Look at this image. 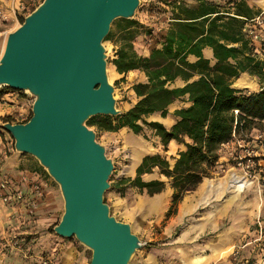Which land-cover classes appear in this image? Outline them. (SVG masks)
Here are the masks:
<instances>
[{"label": "rangeland", "instance_id": "obj_1", "mask_svg": "<svg viewBox=\"0 0 264 264\" xmlns=\"http://www.w3.org/2000/svg\"><path fill=\"white\" fill-rule=\"evenodd\" d=\"M10 1L0 0V57L7 35L33 11L13 13L14 4ZM169 1L172 0H140L132 20L150 31L157 28L163 31L171 17ZM179 1L188 6L196 5V0ZM212 1L222 6L227 2ZM121 24L118 19L112 23L109 32L112 38L103 45L108 56L107 73L114 86L116 109L124 112L125 102L128 101V107L131 103L120 85L122 78H116L111 63L115 50L123 43L124 35L119 31ZM144 31L141 29L142 33ZM32 103L33 99L23 91L0 86V125L5 120L11 124L28 120ZM91 129L96 133V140L104 145L107 157L114 162L104 202L110 207L111 215L128 223L142 243L129 264H264V184L261 180H253L246 189L233 187L232 176H236L224 150L209 177L184 195L176 214L166 218L172 190L170 181L157 171L143 179L164 181L160 195L149 197L137 189H123L118 183L133 178L146 155L159 154L172 165L182 146L168 145L164 149L154 133L147 129L139 135L128 129L112 134ZM254 130L264 131V121L247 124L241 130V138L250 139L248 135ZM14 156L29 161L34 159L16 153L12 138L0 128V264H89L90 250L74 238L64 239L53 232L63 214V200L57 184L43 170L41 177L45 175L43 180H47L51 188L53 202L51 210H40L45 198L43 180L32 181L26 173L13 176L3 170L4 164ZM259 159L260 166L256 164L252 169L258 179L264 177V156L255 157L256 163ZM18 209L21 214L17 213Z\"/></svg>", "mask_w": 264, "mask_h": 264}, {"label": "water", "instance_id": "obj_2", "mask_svg": "<svg viewBox=\"0 0 264 264\" xmlns=\"http://www.w3.org/2000/svg\"><path fill=\"white\" fill-rule=\"evenodd\" d=\"M140 0H42L6 37L0 86L33 99L25 123H2L14 151L33 157L57 184L63 214L55 235L91 251L89 264H129L142 246L104 202L114 162L86 125L117 117L103 45L112 23L131 20Z\"/></svg>", "mask_w": 264, "mask_h": 264}, {"label": "trees", "instance_id": "obj_3", "mask_svg": "<svg viewBox=\"0 0 264 264\" xmlns=\"http://www.w3.org/2000/svg\"><path fill=\"white\" fill-rule=\"evenodd\" d=\"M167 6L171 17L161 46L152 49L147 57L135 53L133 41L141 29L148 36L152 31L132 19H118L124 37L111 63L118 74L139 70L146 82L132 86L137 100L130 109L117 117H92L86 125L109 133L126 128L134 135L147 129L164 149L171 141L182 146L172 165L159 154L146 155L135 176L118 183L123 189H137L152 197L163 192L165 183L160 179L146 181L143 176L157 171L170 181L172 194L166 214L169 218L176 214L184 195L194 191L217 166V151L231 140L234 127L237 132L254 121H264V88L244 94L232 87V80L243 73L264 80V61L243 34L246 20L257 14L244 0L227 1L225 6L212 0H196L195 6L172 0ZM111 38L109 33L105 41ZM206 48L212 51L213 63L203 56ZM189 57L195 60L190 62ZM176 80L182 81L183 86H173ZM184 98L188 105L174 111L177 121L169 129L146 120L154 113L165 118L168 107ZM234 111L238 114L234 115Z\"/></svg>", "mask_w": 264, "mask_h": 264}, {"label": "crops", "instance_id": "obj_4", "mask_svg": "<svg viewBox=\"0 0 264 264\" xmlns=\"http://www.w3.org/2000/svg\"><path fill=\"white\" fill-rule=\"evenodd\" d=\"M10 1V0H7ZM245 3L248 5V7L253 11V13H258L259 10L262 8L264 0H244ZM11 5L12 3L14 5H12V7L16 6L15 2L10 1ZM2 7V6H1ZM165 31L166 28L161 31L159 28H157V30H153L152 31V35L151 36H146V34L144 33H140L137 38L135 39V41H133V49L135 51V53L138 56H142V57H147L151 50L154 48H159L161 46V42L163 39V36L165 35ZM203 56L210 60L211 63H213V58H212V51L209 48H206L203 50ZM188 60L190 62H193L195 59L193 57H189ZM114 69V73L116 75L117 79H121L123 78V81H120V85H122V90L124 92V95L127 97L128 100H130L129 107H128V101H126V105L127 107H124V112L127 111L128 109H130L136 102V96L132 90V86L136 83H145L146 82V77L144 76V74L142 72H140L139 70H133L128 72L126 75H122V74H118L115 71V67L113 66ZM183 82L180 80H176L175 83L173 84V86L176 87H182L183 86ZM232 87L236 90L242 91L244 94H250V93H254L257 91H260L262 88H264V80L261 83L256 77H252L249 76L246 73H243L239 76V78L232 80ZM188 104L186 103V98L182 99V100H177L175 101L173 104H171L167 111V115L165 118H162L160 116V113H154L150 116H148L146 118L147 121L149 122H159L161 124H163L167 129H169L173 124L176 123L177 118L173 115L174 111L182 108V107H186ZM126 128H123L121 130H119V132H122L123 130H125ZM108 134H112L109 132H105ZM176 143L174 141H171L169 145H175ZM25 157L22 158H17V157H10V159L4 164L3 166V170L5 172H9L11 173L13 176H17L20 175L22 173H26L28 174V176H30V180H40L42 182L43 177H41L43 175V169H41L40 165L38 164L37 161H35L34 159H31L32 161L29 160H25ZM16 168V169H14ZM47 180H43V186H44V191H45V198L42 202V207L41 209H48L52 206V202H51V191L49 188V186H47ZM218 186L220 187V183L218 184ZM162 193V192H161ZM160 193V194H161ZM158 194V195H160ZM53 198V197H52ZM37 213H39V211ZM51 210V208L49 209ZM18 214H21L22 211L18 209L17 211ZM18 221V219H17Z\"/></svg>", "mask_w": 264, "mask_h": 264}, {"label": "built area", "instance_id": "obj_5", "mask_svg": "<svg viewBox=\"0 0 264 264\" xmlns=\"http://www.w3.org/2000/svg\"><path fill=\"white\" fill-rule=\"evenodd\" d=\"M13 2L16 4L12 10L14 13L16 11L24 12L32 10L39 5L42 0H13ZM243 34L248 40L250 46L253 47L254 53H256L257 57L261 61H264V51L262 50L264 47V3L262 8L253 18L246 20ZM237 114L238 111H234V115ZM241 130L242 127L236 132L234 127L231 140L221 144L217 151L219 158L220 153L224 150L226 159L230 162L229 167L234 170L233 175L246 181L247 187L253 182V180H258V182L261 180V183L264 184V177L258 179L256 175L252 173L254 166H256V164L260 166L259 162L261 161V159H259L256 163L255 157L257 158V156L259 157L261 155L264 156V131L254 130L253 133L248 135L250 139H246L245 141L241 138ZM260 151L263 153L259 154ZM237 170L241 173H235ZM44 264L47 263L45 262Z\"/></svg>", "mask_w": 264, "mask_h": 264}, {"label": "bare ground", "instance_id": "obj_6", "mask_svg": "<svg viewBox=\"0 0 264 264\" xmlns=\"http://www.w3.org/2000/svg\"><path fill=\"white\" fill-rule=\"evenodd\" d=\"M232 181H231V185L237 189H244L246 187V181H244L241 178L238 177H233L232 176Z\"/></svg>", "mask_w": 264, "mask_h": 264}]
</instances>
